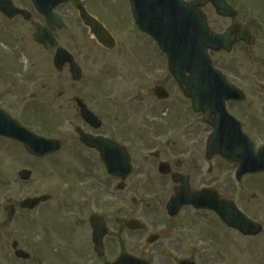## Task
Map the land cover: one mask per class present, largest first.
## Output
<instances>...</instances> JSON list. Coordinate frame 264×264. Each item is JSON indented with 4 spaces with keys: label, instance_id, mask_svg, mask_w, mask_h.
<instances>
[{
    "label": "flooded vegetation",
    "instance_id": "af4514ba",
    "mask_svg": "<svg viewBox=\"0 0 264 264\" xmlns=\"http://www.w3.org/2000/svg\"><path fill=\"white\" fill-rule=\"evenodd\" d=\"M54 1L0 0V264H264V83H233L245 99L226 104L241 131L238 172L237 164L209 146L213 129L189 101H173L159 80L151 95L145 57L152 56L151 44L162 53L138 29L127 0H112L101 11L100 0ZM226 2L237 25L228 39L230 50L219 53L235 59L264 55L263 23L250 9L254 1ZM78 6L112 36L115 49L121 47L119 39L132 43L130 53H121L123 60L131 58L130 66L116 69L120 74L114 88L122 94L105 95L117 115L98 111V104H105L98 91V52L115 49L99 45L92 34L96 30L81 22ZM72 17L79 35L71 33ZM222 20L225 25L218 31L211 28L214 32L233 27L231 18ZM241 26L252 36L251 45L238 40ZM239 75H245L242 69ZM157 86L164 87L167 100L156 98ZM87 112L95 117L91 122L84 117ZM8 118L25 132L58 141L60 149L43 158L29 155L2 135ZM82 134L112 142L105 152L115 163L114 175L106 173L98 148L81 143ZM9 149L26 161L66 151L87 155L94 163L83 167L85 175L79 166L56 164L45 193L13 198L7 196L5 173ZM28 181L18 177L14 185ZM98 189H105L110 213L101 211ZM42 197L36 204L26 203ZM94 215L106 227L102 247L97 231L93 240Z\"/></svg>",
    "mask_w": 264,
    "mask_h": 264
},
{
    "label": "water",
    "instance_id": "95a60500",
    "mask_svg": "<svg viewBox=\"0 0 264 264\" xmlns=\"http://www.w3.org/2000/svg\"><path fill=\"white\" fill-rule=\"evenodd\" d=\"M66 1L69 0H55L54 2L59 4ZM129 2L133 6L136 23L139 28L154 39L159 49L166 55L168 70L175 82L179 87H185L182 90L184 96L192 101L195 110L204 112L205 121L213 127L214 132L211 142L212 140L222 139L223 143H228L223 144L221 147L218 145V147L231 151L234 146L229 141L237 138L240 131L238 124H236L237 128L236 126L235 128L232 127L235 122L225 112L224 104L229 100L240 101L243 96L237 89L226 82L219 71L212 67L207 50L215 52L221 49L227 50L228 35L212 33L208 29L206 19L200 11L201 7L210 3L217 15L226 17L233 16L234 13L231 8L224 0H203L190 4L183 3L180 0H129ZM144 11L146 13L145 19L142 16ZM80 18L85 25L96 30L98 41L102 46L113 49L114 45L111 42L106 45L107 38L105 33L99 30L85 13L81 12ZM78 76V72H73L74 78ZM206 107L209 108L208 113L205 111ZM213 110L214 117L210 118L209 112L212 113ZM222 125H229L230 128H222ZM6 135L22 142L28 151L37 156L53 153L59 148L56 142L20 137L9 129H7ZM81 141L89 147H98L99 150L105 144L88 136H82ZM219 153L230 160V162L241 164L238 160H233V155L236 154L238 156V153H224L223 151ZM102 161L105 163L108 173L111 174L113 171L109 159L107 161L105 155H102ZM20 177L28 179L29 175L27 172H22ZM33 202L35 201H29L30 204ZM90 224L94 231V236L96 231L98 232L96 242L99 245L105 235L104 226L96 223L95 217L91 218Z\"/></svg>",
    "mask_w": 264,
    "mask_h": 264
},
{
    "label": "rangeland",
    "instance_id": "374dc122",
    "mask_svg": "<svg viewBox=\"0 0 264 264\" xmlns=\"http://www.w3.org/2000/svg\"><path fill=\"white\" fill-rule=\"evenodd\" d=\"M93 1L95 2V0ZM100 1L102 2L101 9H100V5L98 4V10L100 11L106 8L108 5L111 6L112 4H114V1L112 0H100ZM117 1L118 4L121 3V0H117ZM253 1H254L253 4L254 6H251L250 9L255 15L257 13L258 16L257 18L261 20L264 27V0H253ZM202 11L206 15L208 23L214 31H218L219 28L225 25V21L219 19L215 15L213 9L210 6L204 7ZM245 12L247 14H250L248 11ZM98 16H102V13L98 14ZM70 24H71L72 35H79L81 32L80 30L77 29L78 23L77 21H75V19H73V17L72 19H70ZM261 40L263 43L262 49L264 51V35H262ZM119 41L121 42V47L115 49L113 52L111 53H107L105 51L98 52V91L102 93L101 94L102 96L99 94V92L98 94L100 95V99L102 98V100L105 101L104 106L102 105L103 107L98 104V111H100V113L103 112V114L104 115L106 114L107 116H114L117 115L119 112L115 106H112L107 102V98L105 96V95L113 96V93H115V91L117 92L116 98H118L122 94L120 90H116L114 88V86L117 85V81H119L117 79L119 75L117 74H120V72H118L116 69L117 68L121 69L122 67H129L131 63L130 62L131 58L130 60L129 59L123 60V58L121 57V53L123 51L130 53L133 48L132 43L125 44V42H123L120 39ZM133 44L137 45V41L133 40ZM137 46H141V45H137ZM150 49H151L150 55L152 56H150V58H148V56L145 57V64L146 67L150 70V74H151V78H150L151 80L150 89H152L151 95L154 87L157 85V80H159L161 83H163L166 86L167 89L171 91L173 101L182 99L181 95L180 96L178 95L179 93L176 91V87L173 85L174 82L172 81V78L167 73L166 64L163 56L159 55L156 52L152 44L150 45ZM210 57L213 66L216 69L220 70L228 78L229 81L235 83V85L237 86H244V84L247 85V84L264 83V55L252 59H235L232 57H226L222 53H216V54H212ZM240 69H242V72H244L245 75L242 76L239 75ZM110 80H112V82ZM150 103L151 104L153 103L152 96L149 105ZM167 104L170 103L162 104L160 106V110L162 111L165 110L164 106H166L167 108ZM105 109L108 111H105ZM163 113L167 114V112H163ZM126 114L125 116L127 117L128 113ZM168 116H170L169 111H168ZM168 116L166 115V118ZM115 124H118V122H115ZM151 126H153V123H151ZM153 130L154 128L152 127L151 131ZM5 159H6V171H5L6 180L7 183L9 184L8 190L10 193V194L8 193L7 196L9 197L11 195L13 196V198L16 197L18 194L26 195V194H31L33 192L35 193L36 190H38L37 193L40 192L45 193L48 187V181L51 182L52 180V179L50 180V177L48 175L50 174L53 166L56 164H62V165L71 164L74 165V168H77L76 166H79V168H81L80 172L85 175L86 170H84L83 167L87 169L88 166L86 165L94 163V158H92L91 161H89V157L87 155L84 154L78 155L77 153L69 154L66 153V151L59 152L57 155L51 156L47 159L26 161L25 157L22 154H18L14 150L9 149L6 152ZM90 167L92 168V172H93L94 168L92 166ZM21 169H28L29 171H31V178L27 183H21L20 185L15 186L14 180L18 179L17 173ZM105 193H106L105 189L103 190L98 189V196L101 197L100 198L101 211L103 212V214L110 213V207L112 204L109 199L105 198L106 196ZM86 195L87 194H85V196ZM3 201L4 200H0V205L4 203ZM87 210L92 211L93 208L92 210L91 209L89 210L88 207Z\"/></svg>",
    "mask_w": 264,
    "mask_h": 264
}]
</instances>
